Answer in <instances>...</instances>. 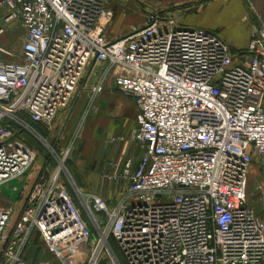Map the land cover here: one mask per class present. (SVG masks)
<instances>
[{"label": "built area", "instance_id": "obj_1", "mask_svg": "<svg viewBox=\"0 0 264 264\" xmlns=\"http://www.w3.org/2000/svg\"><path fill=\"white\" fill-rule=\"evenodd\" d=\"M112 1L0 0V34L15 22L26 32L20 61L0 59V193L36 161L23 134L46 141L37 126L50 133L75 107L93 63L105 64L94 95L113 78L136 102L143 148L136 166L110 162L106 177L125 184L116 204L75 187L82 209L64 160L46 169L12 228V209L0 207V264H31L35 232L58 255L78 248L89 220L100 239L85 264H122L112 241L128 264H264V221L247 191L255 157L264 161V30L236 53L216 31L151 12L107 40Z\"/></svg>", "mask_w": 264, "mask_h": 264}, {"label": "crops", "instance_id": "obj_2", "mask_svg": "<svg viewBox=\"0 0 264 264\" xmlns=\"http://www.w3.org/2000/svg\"><path fill=\"white\" fill-rule=\"evenodd\" d=\"M109 8L113 12V20L104 32L107 40L121 38L132 30L141 27L145 23L147 15L151 12L174 16L187 27L216 31L230 44L236 53L245 51L254 33L264 30V0H113L109 4ZM1 20H3L2 11H0ZM10 28L0 34V45L9 51V53L1 54L0 59L5 61H20L26 32L18 22L12 25L13 31ZM92 65L93 74H97V77L100 78L105 69V64L93 63ZM101 67L103 69L102 72H100ZM108 81L114 82V79L109 78L106 82ZM88 97L87 93L82 94L75 107L70 112H66L71 113V116H67L68 119L62 128L61 135L65 129L67 133L71 131H78L79 133L81 131L83 134H86L89 132L90 127L85 121L82 122L81 118V112ZM78 121H81V125L75 128V125H78L76 124ZM59 140L60 138H58ZM91 148L90 142L87 143L81 156L83 161L89 157ZM131 150L132 152H136L129 144H123L118 153H108L105 163L101 165L98 162L96 168L86 167L84 169L85 164L80 160L74 169L79 176L78 179H80L76 183L78 186L80 185L79 188L82 192L86 196L92 194L99 195L110 205L116 204L123 194L125 184L122 179L113 180L106 177V174L115 171V169L110 167V162H116V159H119L117 163L122 164ZM142 153L136 161L141 158ZM34 171L36 173L31 179V185H29V182L27 183V186H30L28 191L25 193L23 190L21 192L22 195L16 202H11L0 194V207L11 208L13 211L11 228L24 210L35 183L45 173V168L43 170L41 166ZM46 172L49 173L48 175L53 173L50 169ZM263 184L264 161L259 157H255V162L251 165L248 176V204L254 209L256 215L264 221V206L259 190ZM38 236L41 239L37 241ZM42 240L39 232H35L32 235L24 249V260L31 264H57L56 260L58 256ZM51 252L53 257L52 254L50 255ZM76 264H80V262Z\"/></svg>", "mask_w": 264, "mask_h": 264}, {"label": "rangeland", "instance_id": "obj_3", "mask_svg": "<svg viewBox=\"0 0 264 264\" xmlns=\"http://www.w3.org/2000/svg\"><path fill=\"white\" fill-rule=\"evenodd\" d=\"M1 23L4 24L3 20L0 21V24ZM10 30H14L12 26ZM91 69H93V65H91L90 69L85 74L78 91L79 98L85 93L89 95L85 102L84 109L81 112L82 122L85 121L86 124H88L90 127L89 132L86 134H83L81 131L79 133L78 131L67 133V130L65 129L61 135L62 128L68 119L67 116H71V113H61L59 115V118L53 125V130L50 133L48 132V136H44L46 141L33 134L25 132L23 135L27 142L37 151V157L32 168L29 169L26 175L22 178L13 179L2 186L0 194L8 198L11 202H16L22 195L21 192L23 190L25 193L28 191L30 187L29 185H31V179L36 173L34 170H37L42 166L43 170L44 168L45 170L49 168L54 173L60 169L59 167L62 159L64 160L66 169H62L61 173L73 191L74 197L77 199V194L74 188L76 187L75 182L80 181V179H78L79 176L74 168L77 166L76 164L82 160V153L86 144L89 142L92 148L90 149L89 157L87 159L83 158L84 161L82 160L85 164L84 169L86 167L96 168L98 162L102 165L105 163L108 153H118L123 144H129L132 146L133 150H136V152H132L131 150L123 160L122 164H120L123 166L128 160H132L133 166H136L138 163L139 160H136L142 153L143 148L141 142L135 137L138 130V126L136 125V102L131 97L126 96L121 92L114 82L110 81L104 84L103 90L100 93L94 95L92 88L97 85L100 78L97 77V74H93ZM102 70L101 67L100 72H102ZM76 124L78 125H75V128L80 127L81 121H78ZM58 138H60L59 141ZM129 141L132 142L129 143ZM50 145L54 146L56 152L53 151ZM118 160L119 159H116V162H118ZM101 165L99 164V166ZM67 173L71 174L69 179V174ZM28 182L29 185L27 186ZM79 206L82 208L81 204ZM89 226L92 229V238L83 242L80 247L74 248L71 251L62 252L61 254L59 253V255L57 252L53 251L54 254L58 256L56 260L57 264H76L77 262H80V264L86 263L91 254L96 250L99 242L98 239H100L99 234L90 220ZM38 237L37 241L41 239L40 236ZM112 245L121 263L128 264L115 241H112ZM51 254L52 252L50 255ZM105 254L108 255V251H106Z\"/></svg>", "mask_w": 264, "mask_h": 264}, {"label": "trees", "instance_id": "obj_4", "mask_svg": "<svg viewBox=\"0 0 264 264\" xmlns=\"http://www.w3.org/2000/svg\"><path fill=\"white\" fill-rule=\"evenodd\" d=\"M37 130H38L43 136H48V135H49V133L47 132V130H45L43 127L37 126ZM77 182H78V181H77ZM66 184H67V186H68V188H69L71 194H72L73 197H74L73 191H72L71 188L69 187L67 181H66ZM79 186H80V185H79ZM74 199H75L76 203H77L78 205H80V204H79L80 201H79L78 197H77V199L74 197ZM84 216H85V214H84ZM85 218H86V216H85ZM86 219H87V218H86Z\"/></svg>", "mask_w": 264, "mask_h": 264}, {"label": "water", "instance_id": "obj_5", "mask_svg": "<svg viewBox=\"0 0 264 264\" xmlns=\"http://www.w3.org/2000/svg\"><path fill=\"white\" fill-rule=\"evenodd\" d=\"M51 146V145H50ZM53 147V146H52ZM71 175V174H70ZM75 185H76V187H79L78 185H77V183L75 182Z\"/></svg>", "mask_w": 264, "mask_h": 264}, {"label": "bare ground", "instance_id": "obj_6", "mask_svg": "<svg viewBox=\"0 0 264 264\" xmlns=\"http://www.w3.org/2000/svg\"><path fill=\"white\" fill-rule=\"evenodd\" d=\"M102 243H103V242H102ZM101 247H102V244L100 245L99 250H100ZM99 250H98V251H99Z\"/></svg>", "mask_w": 264, "mask_h": 264}]
</instances>
